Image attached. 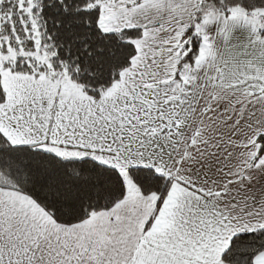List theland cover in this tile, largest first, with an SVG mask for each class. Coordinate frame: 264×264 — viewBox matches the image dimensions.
<instances>
[{
	"label": "snow or ice",
	"instance_id": "6c2138e0",
	"mask_svg": "<svg viewBox=\"0 0 264 264\" xmlns=\"http://www.w3.org/2000/svg\"><path fill=\"white\" fill-rule=\"evenodd\" d=\"M0 264H264V0H0Z\"/></svg>",
	"mask_w": 264,
	"mask_h": 264
}]
</instances>
